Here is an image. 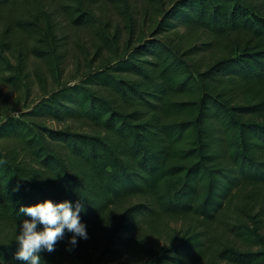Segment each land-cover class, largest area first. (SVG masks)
Masks as SVG:
<instances>
[{
	"label": "trees",
	"instance_id": "obj_1",
	"mask_svg": "<svg viewBox=\"0 0 264 264\" xmlns=\"http://www.w3.org/2000/svg\"><path fill=\"white\" fill-rule=\"evenodd\" d=\"M46 1L77 0H0L7 84L57 54ZM46 198L80 201L88 239L43 264H264V0H175L115 62L0 120L6 264L19 206Z\"/></svg>",
	"mask_w": 264,
	"mask_h": 264
},
{
	"label": "rangeland",
	"instance_id": "obj_2",
	"mask_svg": "<svg viewBox=\"0 0 264 264\" xmlns=\"http://www.w3.org/2000/svg\"><path fill=\"white\" fill-rule=\"evenodd\" d=\"M174 1L77 0L72 5L46 1L48 8L43 7L38 13L39 25L43 29L48 27L46 17L51 27L58 30L57 54L54 58L31 57L26 83L11 85L0 79V120L18 114L54 88L74 84L86 72L115 62L129 46L152 33L162 12ZM86 19L91 24L85 23ZM179 226L178 221H171L163 228L171 231ZM220 240L229 242L226 236Z\"/></svg>",
	"mask_w": 264,
	"mask_h": 264
},
{
	"label": "clouds",
	"instance_id": "obj_3",
	"mask_svg": "<svg viewBox=\"0 0 264 264\" xmlns=\"http://www.w3.org/2000/svg\"><path fill=\"white\" fill-rule=\"evenodd\" d=\"M47 177L50 176L40 179ZM14 191H19V185ZM84 211L80 201L73 204L67 199L54 202L46 198L34 204H21L17 212L19 223L11 240L17 244L13 259L20 264H43L41 253L53 252L56 243L64 239L66 233L70 234L66 250H73L79 240L88 239L86 224L82 222L80 215ZM0 264H6L2 255Z\"/></svg>",
	"mask_w": 264,
	"mask_h": 264
}]
</instances>
